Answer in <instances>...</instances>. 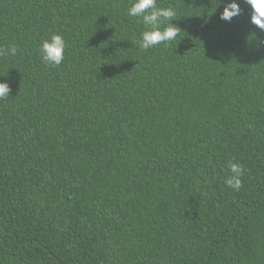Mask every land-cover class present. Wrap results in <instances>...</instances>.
I'll use <instances>...</instances> for the list:
<instances>
[{
	"label": "trees",
	"instance_id": "16d2710c",
	"mask_svg": "<svg viewBox=\"0 0 264 264\" xmlns=\"http://www.w3.org/2000/svg\"><path fill=\"white\" fill-rule=\"evenodd\" d=\"M237 2L158 0L181 31L143 50L131 0H0V264H264V30Z\"/></svg>",
	"mask_w": 264,
	"mask_h": 264
},
{
	"label": "clouds",
	"instance_id": "9594fccd",
	"mask_svg": "<svg viewBox=\"0 0 264 264\" xmlns=\"http://www.w3.org/2000/svg\"><path fill=\"white\" fill-rule=\"evenodd\" d=\"M250 5V22L260 30H264V0H244ZM222 7L220 19L231 21L233 17L241 14V7L237 0H216V8ZM129 17L136 18L143 26V30L136 38L135 42L143 50L154 48L157 45L168 44L177 39L181 31L176 25L171 23L178 15L172 7L159 6L158 0H131L127 9ZM264 43V41H261ZM67 42L63 35L52 33L48 38L41 41L39 54L41 60L48 66L57 67L62 64L65 58ZM17 47L13 44L0 47V56H16ZM11 91L7 82H0V99L9 97ZM231 175L226 176L224 183L230 189H239L242 184L243 168L237 163L229 164Z\"/></svg>",
	"mask_w": 264,
	"mask_h": 264
}]
</instances>
